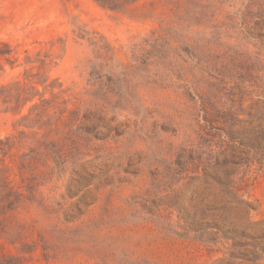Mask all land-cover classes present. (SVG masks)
<instances>
[{"label":"rangeland","instance_id":"1","mask_svg":"<svg viewBox=\"0 0 264 264\" xmlns=\"http://www.w3.org/2000/svg\"><path fill=\"white\" fill-rule=\"evenodd\" d=\"M171 1L0 0V264H264V0Z\"/></svg>","mask_w":264,"mask_h":264},{"label":"trees","instance_id":"2","mask_svg":"<svg viewBox=\"0 0 264 264\" xmlns=\"http://www.w3.org/2000/svg\"><path fill=\"white\" fill-rule=\"evenodd\" d=\"M103 9H107L109 11H122L126 7L135 5L139 0H93ZM167 3L174 5L177 2L171 0H165ZM186 2L187 8L184 12V15L179 19L183 22H189L192 20L199 19V9L200 5L197 0H184ZM174 4H173V3ZM204 11V10H202ZM193 22V21H192ZM10 51L8 49L3 50L0 48V55L9 54ZM8 146V140L2 141L0 140V152L5 153ZM9 147V146H8ZM0 214L6 213L10 210L17 209L19 207V191L14 190L9 187L8 183L3 179H0Z\"/></svg>","mask_w":264,"mask_h":264}]
</instances>
